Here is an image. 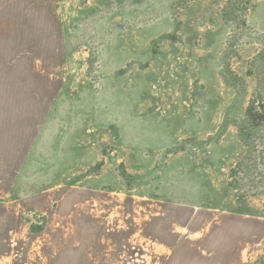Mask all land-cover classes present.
Listing matches in <instances>:
<instances>
[{"label": "rangeland", "instance_id": "rangeland-1", "mask_svg": "<svg viewBox=\"0 0 264 264\" xmlns=\"http://www.w3.org/2000/svg\"><path fill=\"white\" fill-rule=\"evenodd\" d=\"M252 104L264 0H0V264H252Z\"/></svg>", "mask_w": 264, "mask_h": 264}, {"label": "trees", "instance_id": "trees-1", "mask_svg": "<svg viewBox=\"0 0 264 264\" xmlns=\"http://www.w3.org/2000/svg\"><path fill=\"white\" fill-rule=\"evenodd\" d=\"M246 115L253 127L260 126L262 123H264V116L260 115L258 108L253 104L248 106ZM252 264H264V255Z\"/></svg>", "mask_w": 264, "mask_h": 264}, {"label": "crops", "instance_id": "crops-1", "mask_svg": "<svg viewBox=\"0 0 264 264\" xmlns=\"http://www.w3.org/2000/svg\"><path fill=\"white\" fill-rule=\"evenodd\" d=\"M250 221H251V220H250ZM250 221H249V222H250ZM249 222H248V223H249ZM252 223H256V222H255V221H252V222H250V225H251ZM246 224H247V223H246Z\"/></svg>", "mask_w": 264, "mask_h": 264}]
</instances>
